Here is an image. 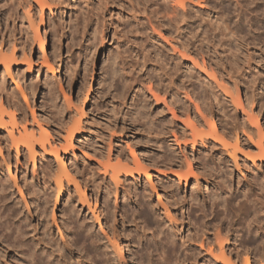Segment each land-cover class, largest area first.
<instances>
[{
	"label": "bare ground",
	"instance_id": "obj_1",
	"mask_svg": "<svg viewBox=\"0 0 264 264\" xmlns=\"http://www.w3.org/2000/svg\"><path fill=\"white\" fill-rule=\"evenodd\" d=\"M27 1L30 4V6L28 4V9L34 8V4L37 7L40 6L42 10L45 6L50 7L48 0ZM55 1L52 0V3ZM208 1L104 0V9L110 16L109 24V20H105V27L108 24L113 26V29L116 26H114L116 21L113 18L115 10L118 11L117 14L127 12L130 15L128 17L135 21L142 15L146 16L153 31L151 39L152 37L158 38L154 34L161 38L165 36L163 37L162 29L156 28L154 14L149 15V6L155 4L159 5L161 9H166V17H158L156 13L160 28L165 27L164 21L176 26V41L173 42L175 56L177 57L179 54L183 58L191 57L193 66L196 68L201 65L197 58L194 59L191 55H187L189 52L185 54L180 49L178 50L176 45L183 47L184 51L191 50L181 40L186 27H189L187 28L189 33L194 32L205 43L211 42L206 34L211 29L213 33L212 39L210 38L212 40L210 43L212 44V64L209 65L217 71L216 73H219V75H215V73L213 75V71L211 76L207 72L212 78L214 76L215 81H213L216 84L210 83L207 87L206 83V88L204 87V93L209 91L212 94L211 100L208 97L206 100L202 99V102L201 99L200 102L197 101L199 99L195 85L197 80H192L195 76L193 74L194 67V70L191 66V70L188 67L189 71H192L191 73L187 70V72L184 71L187 79L189 76V80H186V77L181 74L183 78L179 80L183 81L182 85L177 83L178 81L176 82L178 78L168 77L173 74L167 73L168 70L166 73L164 72L167 77L162 75V64L165 63L163 62L165 59H161L162 63L159 64L162 65L159 66L161 69L158 68L161 73H158L159 70L155 72L158 73L157 76L159 75L160 85H156V90L155 87H151L152 85L148 86L146 87L149 88L148 92H143L146 83L140 79H134L131 74L133 70L137 71L138 69L143 72L148 67L146 52L138 53V61L135 64L130 65V61L124 55L121 57L124 56L128 63H126L127 61L122 62L124 58H121L122 61H120L122 65L118 62L120 66L117 68L123 74L121 76L125 87L129 89L128 87L131 88L132 85L139 86L141 88L138 92L145 93L144 98L142 96L141 99L133 101L134 107L131 111L128 109V112L120 115V119L123 120H121L123 131L119 135L118 130L111 128L114 131L110 132V125L109 131L104 128L108 133L101 131V134L96 132L99 135L93 133L90 139L83 138L84 135L87 137L91 131L89 132V127L86 129L87 127L84 125L85 119L82 118L85 114L84 109H78L77 106L76 108L81 110V116L79 115L78 119L71 117L76 119L71 120L73 124H68L70 121L59 123V128L62 126L61 131H64L65 135L57 133V137L53 136V138L42 125L39 126L40 121L35 123L38 119L34 116V112H32V121H35L34 124L39 126L37 130L36 126L34 128L32 125L33 123H28L29 120L24 114L21 120H18L14 113L9 111L10 108L8 110L4 102L0 100V155L4 154L2 156L4 158L6 152L7 159H10L15 152L16 170L22 173V182L29 194V199L26 198L23 188L19 186L20 195L23 196L25 207L29 213H33L34 209L33 215L39 219L38 224L34 225L29 217L30 214L26 215L22 206L17 208L18 211L15 209L16 213L9 208L10 203H13L14 200V190L7 177H0V264H264V255L261 254L263 257L260 255L262 252L260 248L264 247V111L262 112L264 102L261 109L258 108L260 110L255 112L260 100L264 99V76L260 77L264 75V73L260 74L264 68V53L262 52L261 60L257 59L253 50L254 42L247 41L246 36L240 34L242 31L238 32L241 26L237 25L238 29H234L235 27L232 26L231 28L227 22H224L225 18H223L224 21L222 20L221 13L220 16L215 15L216 13L212 12L214 6L211 8L213 10H209L206 15H201V12L199 16L196 15L198 12L196 6H205ZM101 2L103 6V0ZM248 2L249 5L254 3L253 7L257 11L261 9L260 6L263 5L264 0H247ZM159 8L157 7V9ZM9 9L8 12L5 11L8 13V19L12 14ZM53 10L54 8H52ZM28 12L29 16L31 13ZM77 12H80L81 16L83 11L78 10ZM246 12L244 13L246 14ZM194 13L195 17L193 18ZM160 14L158 13V15ZM20 16L22 17V14ZM30 16L26 17L32 21ZM80 16H76L74 19L77 20ZM206 26L210 29L208 27L206 29ZM136 27L139 28L138 25ZM133 28L131 27V29ZM134 30L137 29L134 28ZM139 31L142 32V29ZM144 32H142L143 35ZM196 35L194 36L196 37ZM38 39L44 48L46 46L45 39L42 37ZM4 41L2 39L0 42V62H2L5 72L10 73L13 65L19 64L18 58H16L18 46L13 45L12 52L7 54L12 47H9V44L7 47L6 44L3 45ZM20 41L22 43V40L19 39V43ZM20 46V50L23 52L22 56L24 55V58H21L29 64L30 69L32 60L29 58L30 56L27 57V51V54L24 53L27 47ZM147 52L149 54V51ZM223 53H226V61L222 58ZM175 59L173 63H176L178 58ZM170 61L172 62V60ZM202 62L206 67L207 63H205L203 55ZM47 63H49L48 59ZM224 63L227 65L226 68H231V71L232 68H234L233 71L241 68L244 73L245 77L241 78L242 80L237 78L232 80L234 89L228 85L229 83L222 81L223 77L221 79L222 69H225L222 68ZM178 64L176 63V65ZM165 65L164 67L167 66ZM178 66L174 69H177ZM236 66L237 69H235ZM53 68L51 67V69ZM114 68L117 69L113 66ZM114 72L118 73V71ZM179 72L177 73L180 74ZM218 76H220V80ZM185 80L189 82V85ZM0 84H2L1 80ZM31 85L30 87H32ZM0 86V90H4L6 96L7 94L11 96L13 91H8L5 84ZM240 88L245 95L243 96L245 102L242 100V95L239 96ZM252 88L253 93H250ZM104 89H108L107 93L110 90L107 85L103 91ZM260 89L262 92L255 93V91H261ZM14 93L15 91L12 94ZM205 95L208 94L205 93ZM89 96L87 95L86 98L83 96L86 99L85 103L89 100ZM7 98L10 99V97ZM13 98L15 99V97ZM196 98L198 99L196 100ZM123 105L122 103L121 106ZM192 106L195 109H192ZM246 106L251 107L248 108L250 111L246 109ZM114 111V115L118 114L117 111L116 114ZM240 112L243 113L241 118L239 117ZM119 114L112 117H119ZM114 121L116 122V120ZM27 123L31 125L30 128L26 125ZM125 126L128 127L125 129L126 131H124ZM59 128L54 129L55 133L60 131ZM2 129L7 133V135L5 134L7 137H4ZM49 137H52V142ZM91 139L96 140L92 141ZM76 142L82 149L77 147L79 144L75 145ZM83 148L88 149L92 154L88 151L83 153L81 151ZM79 150L87 155L85 158L81 157L82 162L77 161L76 156ZM50 157H52V163L56 164L55 170L50 164L51 160L48 161ZM6 160L5 162H7ZM39 163L41 167H38ZM31 166L32 175L30 174V176L28 169H31ZM14 182L16 184V181ZM210 184L213 185V188L210 187ZM189 189H191L190 192ZM89 193L94 196V199L96 198V202L92 201L93 204L95 203L94 205ZM155 197H157V201ZM99 201L103 202L104 211L100 208ZM128 202L135 206L133 210V207L129 205L135 211L132 212L134 216L132 222H135V228L127 226L128 222L124 220L123 224L118 220L120 212H124L127 219L131 214H128L127 207L125 208ZM110 205L114 208H111ZM50 208H52V218L50 217L52 222L48 215L51 212ZM44 220L47 221V224L42 227ZM140 222L143 223V226L141 225L144 227L143 231H140ZM120 224L128 230L126 237L120 232L119 228L122 229ZM55 227L61 236L58 237L59 239H57L58 235L55 236ZM68 229L74 234H72L74 244H71L67 237L68 234L65 235L64 231H68ZM49 233L52 235L50 239L52 244L50 241H46L49 242L46 245L38 235L47 236ZM239 237H241L240 240ZM124 242L126 245L123 244ZM257 242L260 253L253 260L249 247ZM79 243H81V248L77 250L76 246ZM68 255L72 259V261L69 260L71 262L67 260Z\"/></svg>",
	"mask_w": 264,
	"mask_h": 264
},
{
	"label": "rangeland",
	"instance_id": "obj_2",
	"mask_svg": "<svg viewBox=\"0 0 264 264\" xmlns=\"http://www.w3.org/2000/svg\"><path fill=\"white\" fill-rule=\"evenodd\" d=\"M26 1L27 0H0V35L1 34L3 35V38H2V35L0 36V42L2 41V39H4L5 41H4L3 45L6 44V47H7V45L9 44L8 46L12 47V48H10L11 50L9 49L10 51H8V52L6 51L7 54H10L12 52L13 47H14L13 45H17L18 47L16 46L17 47L16 48V50H17L16 51V58H18L17 60L19 61V64L13 65L12 70L10 71V73H12V74L8 73V71L5 72V69H4L2 62H0V80L2 81L3 85L5 84L7 86V88H6V86H4V88L9 89L8 91H13V92L15 91L14 94H12L13 92H11V96H9L6 93L7 94V96H6L5 91L3 90L4 91V93H3V91L0 90V92L2 91V93H0V97L2 96L0 98V100H1V102H4V104L8 107V110L10 108L9 111L12 114L14 113V115L16 116V118L18 120H21V118L23 117V114H24L27 117V119L29 120L28 123H30V124L33 123L32 125L34 126V128L36 126V130L39 126L42 125V127L45 128V130L52 137L53 136L57 137V135H58L57 133H60L61 135H65L64 131H61L62 126H61V128H59L60 127L59 123H62L63 121H70L68 124H70V123L73 124L71 120H73L74 118L72 119L71 117L77 118L81 114L80 113L81 110H78V109H84L85 114H84V117L82 116V118L85 119L84 125L87 127L86 129H88V127H89L88 130H89V132L91 131L90 134L91 133L92 134L87 135V137H86V135H84L83 138L85 137V139H87V138L90 139V137H92L93 133L95 134L96 132L100 133L102 131V133L103 132L108 133L104 130V128L108 130L110 125H111L109 128L110 132L114 131V130H118L117 133L119 135V133L120 132L122 133V131H123V122H122L123 120L120 119V115L123 114L124 112H126L128 109H130L129 111H131V109L134 107L133 103L136 100H138V98L141 99L142 96H143V98L145 97V93H143V92L144 91L148 92L147 90L149 89V88L147 89L146 87H148V86L150 87L152 85L151 87H155V90H156V88H157L156 85H160L159 84L160 81L158 79L159 75L157 76V74L160 72L159 69H161L160 67L162 65H163L162 70L164 68H167V69H164L165 71L161 70L162 73L161 72L160 73L162 75L163 74L165 75L167 70H168L167 73H169V74L173 73L174 74L175 70H176V73L174 75L173 74L171 76L168 75V77L178 78V79H176V82L178 81L177 83H179L180 85H182L183 81H181L179 79L183 78L182 77L183 75H184V77H186L185 78L186 80L190 79L189 76H188V79H187V75L185 76L186 72L189 71L190 66H191L192 70H194V68H195V70L193 71L194 72L193 74L195 76L192 80L193 81L195 79L197 80V81H195L196 82L195 85H196V92H198L197 96L199 99L196 98V100L198 99L197 101L200 102L199 100L201 99V102H202L204 99L206 100L208 97L209 98L212 97L211 96L212 94L209 91L205 92L208 95H205V93L203 92L206 88V83H207V87H208V84H210V83H214V85H216L214 82L215 81L214 76H213V78L211 77L212 72L214 71L213 75H214V73H215V75L216 74L219 75V73H216L217 71H215L209 65V64H212V61H211V58H212L211 46H212V44H210V43H212L211 39L213 37V33L211 32L212 30L208 26H206L205 28L206 29L209 28L210 32L208 31L206 34L208 36V40L211 42L208 41L209 43L206 42L207 43L206 44L205 41H202L201 37L200 38H199V36L197 37V35L194 32H193L194 34L191 32H190L191 33L190 34L188 32L189 30H187V28H189V27H186V28H184V32H183V36H181V40L191 50L190 51H188V50L184 51L185 49H183V47L176 45L178 50L180 49L182 52H185V54L187 52H189V53H187V55H189V56L191 55L194 59L197 58V60L199 61V63L201 65H199L196 68V66L195 67L193 66V63L190 59L191 57H188V59H187V58H185L186 57L185 56L183 58L179 54H177L178 52L176 53L177 57L175 56V50L173 49V46L175 44H173V42L176 41V39H175L176 33H177V30L175 28L176 26L170 25L169 23L164 21L163 24L165 26L164 27L165 29L160 28V22L157 20V16L158 17L159 16H165L166 17V15H165L166 9L162 8L163 9L162 10L159 5L157 6L155 4H152L151 6H149L148 13L151 16L154 14L153 18H155V26H157L156 27L157 29H162L163 37L164 36L165 37L161 38V37L157 36V34H154L158 38L155 39L152 37V39H151V34H153L152 33L153 31H152V28L150 25V21L144 15H142L139 19H136V21H135V19L128 17L130 15H128L127 12H125V14H124V12L117 14L118 11L115 10L113 12V14L115 15V16H113V18L116 21L114 26L115 25L116 26L114 27V29H113V26H111V25L109 26L108 24L110 22V18H109L110 16L107 13L106 9H104L105 8L104 0H103V2H104L103 6L101 4L102 0H81V1L80 0H78V1L77 0H61V1L56 0L57 3H55L56 1L52 3V0H48V2H50L49 3L50 7L45 6L43 8V10L40 8V6L37 7L35 4H34V6L36 8L34 7V8L28 9L30 4L28 1L27 2ZM64 1H66V2H64ZM235 1L237 3L238 2L239 3L237 4ZM80 2H82V3H80ZM28 4H29V6H28ZM207 4H209V5L207 6ZM207 4L205 6H202V7L197 5L196 9H198V12L196 13V15L199 16L200 12H201V15H204V14L206 15L209 10L212 11L213 9L215 10L217 8L219 12L216 11L217 9L215 11L213 10L212 12H215L216 14L215 13L214 14L219 15V16L221 13L222 20H223V18H225L224 20H226V21H224V20L223 21L227 22L228 25H230V27L232 26L233 28L235 27L234 29H236V28L238 29V27L241 26L240 27L241 29L239 28L240 30L238 29V32L240 33L242 31V33H240V34L244 37L246 36L245 39H248L247 41L252 40V42H254L253 50L255 52V55L257 56V59L261 60L263 58V53H264V12H263L264 11V2L262 3L263 5L260 6V8L262 10L259 9L257 11H256L255 7H253V6H255L254 3H252L253 5L251 3H250L251 5H249V2L247 3V0H233V1H231V0L230 1L229 0H209ZM241 5H242V7H240ZM156 6L158 8L160 7L159 9L161 11L159 9H157ZM213 6H214V8H213ZM102 7L104 10L102 9ZM9 8L11 9V11ZM52 8H54L53 11H52ZM211 8H213V9H211ZM8 9L12 13L10 15L11 18H9V19H8V13H5V11H7ZM153 9L155 11L157 10L158 12L157 11L155 12ZM41 10H42V13H41ZM78 10L83 11V12H81V16L79 15L80 12L79 13L77 12ZM203 10H205V11L203 12ZM28 11H30V13H31L30 14L31 16L30 15L29 16H30L32 21H30V19L27 18V17H29L27 14ZM243 11L244 12L247 11L246 14ZM73 12H75V13H73ZM241 12L244 14L242 15ZM20 13L22 14V17H24V18L26 16L27 17L25 19L22 18L20 16L21 15ZM156 13H157V16H156ZM158 13L159 14L161 13V14L158 15ZM74 14H76V15H74ZM236 14H239V15H236ZM76 16H80L79 19L75 20ZM242 16H244L245 18L244 17L242 18ZM194 17H195V13H194L193 18ZM256 17H257V19H256ZM117 18L119 19V21ZM240 18H242V19H240ZM259 18L261 19L260 21H259ZM106 19H107V21L108 20L109 21L105 27V20ZM138 20H140L141 22ZM121 22H123V23H121ZM141 24H142V26H141ZM130 25H133V26L135 25L134 28H136L138 30V32H136L137 30H134L133 26H131L133 28V29H131ZM137 25L139 28L136 27ZM237 25H238V27H237ZM248 26H249V28H248ZM256 27H258V28H256ZM140 28L142 29V32L145 31L144 35L141 31H139V30H141ZM244 28H246V29H244ZM252 30H253V32H252ZM71 33H72V35H71ZM149 35H150V37H149ZM194 35H196V37ZM211 35H212V37H211ZM39 37H42L46 41V46L44 48L42 47L41 42H38ZM19 39L22 40V43H21V41L19 43ZM164 39H165V41H164ZM6 41H7V43H6ZM14 41H15V43H14ZM199 41L203 44H201ZM39 43H40V45H39ZM20 45H23L24 48L27 47V48H25L26 50H24L25 51L24 53H26V51H27V53H28L27 57L30 56L29 58L32 60V67H30V69H29V64L26 63L25 61H23L21 58V57L24 58V55L22 56L23 52H21V50H20L21 49ZM27 45H29V46H27ZM140 49H141V51H140ZM142 49H143V51H142ZM30 50H32V51L30 52ZM158 50H159V52H158ZM147 51H149V54L151 55V57ZM240 51L242 52V50H240ZM141 52L142 53L146 52V54H147V59H148L147 66L148 67H146V69H144L143 72L138 71V69H137V71L133 70L134 74L133 73L131 74V76H133L134 79H140L141 81L146 83L144 90H142L143 92L142 91L138 92V90L141 88L139 86L134 87L132 85L131 88L128 87L129 89H127V87H125L124 82H123L124 80L122 79V76H121L123 74H121L122 72L118 68L121 64L120 61H122L123 58H124L123 59L124 61H122V62H126L128 60V61H130V65L135 64L138 61L139 54H142ZM207 53H208V55H207ZM223 54H222V58L224 59V61H226V59H225L226 53H223ZM122 55H124L127 60L125 59L124 56L121 57ZM159 55H161V56H159ZM202 55L205 58V63H207L206 67L202 62ZM115 56H116V60H115ZM173 57L178 58L176 63L178 64L180 62L178 64L180 67L178 65H176V63H173V61L175 59ZM179 57H181V58H179ZM47 59L49 60V63H47ZM161 59L162 60L165 59L163 62H165L167 66L165 65V63H163L162 65H159L160 63H162ZM170 60H172V62ZM128 61L126 63H128ZM175 61H176V59H175ZM113 63H114V65H113ZM170 63H172V64H170ZM173 64H175V65H173ZM164 65L166 67H164ZM113 66L116 68L118 66V68L113 69ZM176 66H178V68L174 69ZM203 66H204V68H203ZM212 66H214V65H212ZM226 66L227 65L224 63L222 68H225L227 70L222 69L223 74L220 76H221V79L223 77L224 80H222V81L224 83H227V84L229 83L228 85L232 86V88H233V84L231 83L232 80H234L236 78L239 80H242L241 78H244L245 76H244V73H243L241 68L240 69L238 68L239 69L238 70L237 66H236L235 69H237V71L236 70L233 71L234 68H232L233 70L231 71V68L229 66L228 67L230 69L226 68ZM51 67H54L53 68L54 70L51 69ZM154 67H155V70H154ZM191 68H190V70H191ZM206 68H208V69H206ZM179 69H180V72L178 71ZM211 69H213V70H211ZM206 70H208V71H206ZM1 71H3V72H1ZM114 71H118V73L114 72ZM157 71H158V73H155ZM184 71H186L185 74H184ZM262 71L263 72H261L260 74L264 73V68H262ZM177 72H179L180 74H178ZM191 72L192 71H189V73H191ZM207 72L210 73L211 76L209 74H207ZM238 73L239 74L241 73L243 75H241V74L239 75ZM181 74H183V75H181ZM232 74H233V76H232ZM220 76H218L219 80H220ZM227 76H229V77H227ZM230 76H231V79H230ZM262 76H264V75H261L260 77H262ZM135 77H137V78H135ZM186 83L189 85L188 81H186ZM2 84H0V85H2ZM29 84L30 85L32 84L31 86L33 88L30 87ZM105 85H107V87H109V89H110L108 93H107L108 89L107 90L104 89V91L106 93L103 91V88L105 87ZM12 89H14V90H12ZM242 90H243V87H242ZM242 90L240 88L239 96L242 95V100H244L245 97H243V96H245V95H243ZM259 92H262V90L257 91V92L255 91V93H259ZM86 93L88 96L90 95L87 103H85L86 99H84V97H83V96H85V98L87 97ZM139 93H140V95H138ZM250 93H253V88L251 89ZM13 95H15V96H13ZM7 97H10V99ZM11 97H12V99H11ZM13 97H15L16 100ZM210 100H211V98H210ZM244 102H245V100H244ZM263 102H264V99H261L260 102L258 103V106L255 109L256 113H257V111H259L261 109V105L263 104ZM122 103L124 104L123 106H121ZM126 104L128 106H125ZM12 105H14V106H12ZM130 105L132 107H129ZM118 106L123 107V108L120 109ZM125 107H126V109H124ZM118 108H119V111H118ZM248 108L250 109L251 107L246 106V109H248ZM258 108H260V109H258ZM113 109L114 110L116 109L118 114L120 113V111H122L119 114V117L118 116L116 117L117 119L112 117L114 115ZM192 109H195L194 106H192ZM249 109H248V111H250ZM116 111H114L115 114H116ZM263 111H264V109H262V112ZM32 112H34L33 113L34 116L36 117V119H38V120H36V122L32 121ZM118 114H116V115H118ZM116 115H114V116H116ZM242 115H243V113L240 112L239 117L240 118L243 117ZM67 117L68 118L70 117L69 120ZM110 118H112V119L114 118L113 122L111 121L112 119L110 120ZM55 120L57 121L56 123L53 122ZM74 120H76V119H74ZM114 120H116V122ZM37 121L38 122L40 121L39 126L34 124V122L37 123ZM24 122H23V124L26 123V122L25 123ZM28 123L26 125H28L30 128L31 125ZM54 123L56 125L58 124L57 125L58 127ZM106 123H107V126H106ZM127 126L124 127V131H126L125 129L128 128ZM121 127H122V129H121ZM58 128L60 131L57 130L59 132L55 133L54 129H58ZM111 128L114 130H112ZM2 132L4 133V134L3 133L2 134L5 137L7 135V133H5L3 129H2ZM97 133H96V135H99ZM129 133L131 134V132H129ZM52 137H49L51 142H52ZM94 140H96V139H93L92 141H94ZM77 144H79V143L76 142L75 145H77ZM77 147H80V149H82L80 144H79V146L77 145ZM85 149L86 148H83V150H81V151L83 153L87 152L88 149L87 150H85ZM81 151L79 150L77 152V156H76L77 161H79V162H82L81 157H84V158H85V156L87 157V155L83 154ZM88 152H91V151H88ZM91 154H92V152H91ZM88 155H90V153H88ZM2 156H4V154H2ZM2 156L0 155V169H1L0 170V177L1 178L7 177L9 179L8 182L10 183V185H12V187H13L12 189L14 190V194H15L14 198H13L14 199L13 203L12 202L10 203L9 208H11V210H14V212H15V209H17V208L19 209V206H22L26 215L30 214L29 217H30L32 223L34 225H37L39 222V219L35 218L33 215L35 210L33 209L32 210L33 213H29V211L25 207L24 200H23L24 198H23V196L20 195L19 188L22 187L24 190V193L26 195V198L29 199V194L27 193L26 187H25L24 183L22 182V178H21L22 173L18 172L16 170V167H17L16 160L17 159H16L15 152L13 153V156L10 157V159H7L8 156L6 155V152H5L6 157L3 158ZM4 159L5 160L7 159L6 160L7 162H5ZM51 159H52V157L48 158V161H50ZM22 161H23V159H22ZM6 163H8L10 165H8ZM50 164L53 165V169L55 170L56 164L54 165L52 163V160H51ZM38 167H41L40 163H39ZM30 168L31 169H28V175H30L32 173V171H31L32 166ZM39 170H41V168H39ZM15 175L17 177L16 178L17 180L15 179ZM8 179H6V180H8ZM13 180L16 181V184ZM212 186L213 185L210 184L211 188H213ZM204 188H205V186H204ZM190 190L191 189H189V192H190ZM72 191H74V188H72ZM88 195L91 198V202L93 200H95L94 202H96V198L94 199L93 198L94 196L91 195V193H89ZM155 199L157 201V197H155ZM17 202H19L18 205H17ZM15 203H16V205H15ZM99 203H100V208L104 211L103 202L99 201L98 204ZM92 204H93V202H92ZM129 205L131 207H133V210L135 208V206L132 204H129V202L126 203V205H125V208L127 207L126 210L128 211V214L131 213L130 214L131 216L130 215L128 216L129 220L123 214L124 212L119 213L120 215L118 216V220L120 221L121 224H123L122 221L124 220V221L128 222L126 224L127 226H130L131 228H135V222L134 221L132 222V219L134 217L133 213L135 211H133ZM61 206L64 207V205H61ZM62 207H60V208H62ZM110 207H111V205H110ZM111 208H114V206ZM18 209H17V211H18ZM50 209H51V212L49 210L50 214H48L49 219L52 218V208H50ZM27 213H29V214H27ZM59 214H60V212H59ZM59 220L61 221L60 216H59ZM50 222H52V219L50 220ZM60 223L62 225V222H60ZM45 224H47V221L44 220L42 222V227L46 226ZM121 224H120V226H122V229H121V227L119 228L120 232L122 234H124V236L126 237L128 235V233H126L128 230H126V228L123 227V225H121ZM141 225L143 226V223L141 224V222H140L139 228L141 227L140 231H143L144 227H142ZM97 228L99 229V226H97ZM54 229H55V236L58 235L57 239H59L61 236H60L59 232L57 231V228L55 227ZM63 230H64V228H63ZM107 230H108V228H107ZM64 232L66 233L65 235L68 234L67 237L70 240L71 244H74L75 242H74L73 232L70 231V229H68V231L65 230ZM50 233L52 234V230L50 231ZM125 233H126V235H125ZM49 234L47 235L48 237L45 235H38V237L40 240L44 241L45 244L47 245L49 242L47 243L46 241H50V243L52 242V240H50L52 238V235L51 234L49 235ZM240 239H241V237H239V240ZM258 242L252 244L251 245L252 247L251 246L249 247V250L251 252L253 260H255L259 256L258 253H260V249L262 251L260 253V255L261 254L264 255V252H263L264 247L263 248L258 247L257 246ZM80 244L81 243H79V245H77L78 248L76 246L77 250L79 248H81ZM123 244L126 245L125 242ZM38 247L40 248L41 246H38ZM88 248H89V246H88ZM257 248L258 249L260 248V249L258 250ZM256 249H257V251H256ZM126 250H127V247H126ZM67 260L72 261V259L69 257V255L67 256ZM71 261H69V262H71Z\"/></svg>",
	"mask_w": 264,
	"mask_h": 264
}]
</instances>
